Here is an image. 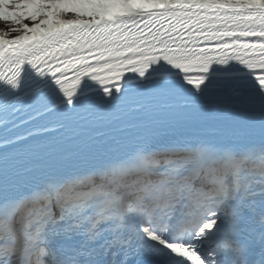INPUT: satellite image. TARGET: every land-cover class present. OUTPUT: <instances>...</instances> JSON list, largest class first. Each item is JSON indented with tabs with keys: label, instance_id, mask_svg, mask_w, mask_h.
<instances>
[{
	"label": "snow or ice",
	"instance_id": "snow-or-ice-1",
	"mask_svg": "<svg viewBox=\"0 0 264 264\" xmlns=\"http://www.w3.org/2000/svg\"><path fill=\"white\" fill-rule=\"evenodd\" d=\"M0 264H264V0H0Z\"/></svg>",
	"mask_w": 264,
	"mask_h": 264
}]
</instances>
